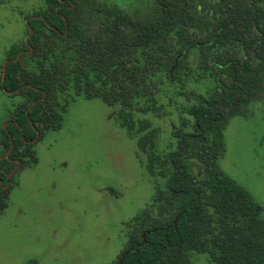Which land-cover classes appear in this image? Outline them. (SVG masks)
Here are the masks:
<instances>
[{
  "label": "trees",
  "instance_id": "trees-1",
  "mask_svg": "<svg viewBox=\"0 0 264 264\" xmlns=\"http://www.w3.org/2000/svg\"><path fill=\"white\" fill-rule=\"evenodd\" d=\"M70 1L73 10H56L59 0H45L37 12L44 20L29 21L30 55L14 62L19 48L7 51L3 87L31 88L17 93L22 101L11 116L16 123L2 130L4 152L10 138L12 149L0 161V177L14 166L9 159L35 166L34 144L28 143L35 137L32 125L40 141L44 132L61 128L73 97L99 99L116 108L115 120L136 139L147 173L160 180L151 208L126 223L125 247L111 264H192L193 252L214 264H264L263 208L219 165L229 118L264 97V10L247 0H136L138 6L127 8ZM211 5L215 14L222 8L227 15L211 20L205 12ZM95 18L98 30L89 33L84 24ZM191 84L203 93L187 94L190 104L177 108L192 125H173L175 146L161 152L158 130L146 116L167 114L175 98L169 86L184 91ZM8 197L0 189V211Z\"/></svg>",
  "mask_w": 264,
  "mask_h": 264
},
{
  "label": "rangeland",
  "instance_id": "rangeland-1",
  "mask_svg": "<svg viewBox=\"0 0 264 264\" xmlns=\"http://www.w3.org/2000/svg\"><path fill=\"white\" fill-rule=\"evenodd\" d=\"M38 5V0H0V64L10 45L21 44L24 19ZM168 88L175 98L167 114L146 116L158 130L161 152L175 146L173 125L178 127L182 120L192 125L177 107L190 104L187 94L203 93L192 84L184 91L178 85ZM20 101V96L0 90V141ZM115 111L100 100L76 96L61 128L45 132L34 145L35 166L17 171L7 207L0 211V264L117 261L126 244V223L151 208L160 180L147 173L136 139L115 120ZM243 113L229 118L225 126V154L219 165L262 206L264 215V97L248 104ZM3 154L0 144V159ZM191 262L214 264L196 252Z\"/></svg>",
  "mask_w": 264,
  "mask_h": 264
},
{
  "label": "flooded vegetation",
  "instance_id": "flooded-vegetation-1",
  "mask_svg": "<svg viewBox=\"0 0 264 264\" xmlns=\"http://www.w3.org/2000/svg\"><path fill=\"white\" fill-rule=\"evenodd\" d=\"M39 1V5H38V7H36V8H34V10L32 11V13H31V15H29V16H26L25 17V19H24V38H23V40H22V42H21V44H12V45H10L7 49H6V51H5V55H4V58L2 59V62H1V64H0V90L2 91V92H4L5 94H7V95H9V96H19V95H17V93H19V91L22 89V88H25V87H27V88H31V86L30 85H24V86H20L18 89H16V90H13V91H9V90H6L4 87H3V82H4V78H5V74H6V65H7V63H8V58L6 57V55H7V51L9 50V48H11L12 46L13 47H18L19 48V50H18V52H17V54H16V56H15V58L13 59V61L15 62V61H17V60H19V58H20V56L22 55V54H27V55H30L31 53H32V48H31V46H30V44H29V39H30V37L32 36V34H33V29H32V27L30 26V24H29V21L30 20H33V19H39V20H44V18H43V16H41V15H39L37 12L39 11V9H42V7H44V4H45V0H38ZM60 1V3H61V6H59V7H57L56 8V10H58V9H60V7H65V8H68V9H71V10H73L74 9V7H75V5H74V3L72 2V1H70V0H59ZM102 3H108V4H110V5H112L113 7H115V8H127V6H131V7H133V6H138V4H137V2H136V0H100ZM208 1V4H214V3H223V1L222 0H207ZM228 1V0H227ZM241 1H245V0H238V2H240L241 3ZM247 2L250 4V6H251V8H258L259 10H264V0H247ZM65 3H67V4H65ZM46 5V4H45ZM199 9H200V11H202V10H204L203 8H201V7H198ZM215 6L213 7V5H211V6H208L207 8H206V10L207 11H205V12H207L208 13V11H210V15H209V18L211 19V20H214V15H216V19L217 20H219L222 16H226L227 14H222L221 12H222V8H220L219 10H217L216 11V14L214 13V11H215ZM82 14L85 16V10H83L82 11ZM64 21H65V25H67V20L64 18ZM45 23H47V22H45ZM47 26H48V28H51V29H54L52 26H50L48 23L46 24ZM85 26H87V30H88V32L89 33H95L97 30H98V24H97V21H96V18L95 19H90L89 20V23H85L84 24ZM30 30H32V33L30 34ZM66 35H67V31H66V33L65 34H63V36L64 37H66ZM178 55H181L180 56V58L181 57H183V55H184V53L183 52H181V53H179V54H177V55H175V59H176V57L178 56ZM180 58L178 59V63H179V60H180ZM175 59H174V61H175ZM174 61H173V63L170 65V67H169V70H170V68H171V66L174 64ZM177 67H178V64H177ZM176 67V68H177ZM169 70H168V72H169ZM175 71V70H174ZM173 71V72H174ZM172 75H173V73H172ZM171 77V76H170ZM35 89V88H34ZM36 90V89H35ZM76 97V96H75ZM75 97H73V99L71 100V102L69 103V105L71 104V103H73V101H74V98ZM79 97H82V98H84V96H79ZM21 98V97H20ZM85 100H89V99H86V98H84ZM92 100H96V99H92ZM97 100H99V99H97ZM21 101H22V98H21ZM21 101H20V103H21ZM101 101V100H100ZM19 103V104H20ZM18 104V105H19ZM36 104V102H33L31 105H30V107H32L33 105H35ZM18 105L15 107V109H14V111L9 115V118L7 119V122H6V124L4 125V129H3V131L4 132H6L7 131V127L9 126V125H11L12 123H16L12 118H11V116L14 114V112L17 110V108H18ZM69 105H68V107H69ZM107 106V105H106ZM29 107V108H30ZM109 107V106H108ZM68 109V108H67ZM26 113H27V111H26ZM31 123V122H30ZM32 129H33V131L35 132V137L32 139V140H30V141H28V143H30V144H36L37 142H38V139L40 138V136H41V133L37 130V128H36V126H33L32 125ZM193 131V130H192ZM45 133V132H44ZM3 139V138H2ZM2 139H1V141H2ZM1 141H0V144H1ZM1 146L3 147V145L1 144ZM11 149H12V139L10 138V140H9V147H8V150H7V152L5 153L4 152V154H3V157H2V159H0V161L1 160H3L4 158H7L8 157V155H9V153H10V151H11ZM3 150H4V147H3ZM9 162L10 163H13V165L14 166H12L11 167V169L7 172V173H5V176H4V178L2 179L1 177H0V189L1 190H8V193H10V191H11V189H12V187H13V185H14V182H13V178H14V176H15V174L17 173V171H19L22 167H29V166H22V164H21V161L20 160H11V159H9ZM31 167V166H30ZM2 172H3V168H0V174H2Z\"/></svg>",
  "mask_w": 264,
  "mask_h": 264
},
{
  "label": "water",
  "instance_id": "water-1",
  "mask_svg": "<svg viewBox=\"0 0 264 264\" xmlns=\"http://www.w3.org/2000/svg\"><path fill=\"white\" fill-rule=\"evenodd\" d=\"M32 33V30H30V34ZM181 55H178L174 61V64L171 66L169 70V76H172L173 71L176 69L177 64H178V59L180 58ZM143 238L145 237V234L142 235ZM145 242V239L143 240Z\"/></svg>",
  "mask_w": 264,
  "mask_h": 264
}]
</instances>
